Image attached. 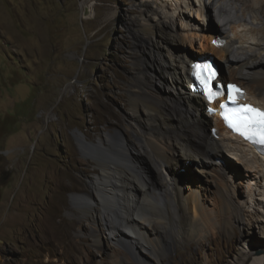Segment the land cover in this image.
Segmentation results:
<instances>
[{"label": "rangeland", "instance_id": "obj_1", "mask_svg": "<svg viewBox=\"0 0 264 264\" xmlns=\"http://www.w3.org/2000/svg\"><path fill=\"white\" fill-rule=\"evenodd\" d=\"M175 3L0 0V264H46L40 244L43 206L50 203L48 211L57 215L55 222L63 229L70 220L67 205L73 188L68 192L49 188L44 172L56 167L80 189L90 168L78 161L82 153L75 132L84 130L90 138H97L109 130L107 125L122 130L130 144L143 152L151 177H163V169L151 153L145 152L144 143L125 127L131 121L130 91L140 81L138 67L146 68L151 58L150 51L137 41V34L145 22L155 20V14L149 15L150 7L155 6L169 21L167 37L173 41L174 31L184 32L183 21L189 18L187 13H180L183 8L187 10L186 5L181 7L180 1V9L175 12ZM203 16L195 12L194 19L205 31L209 24L216 25L220 32L226 30L216 7ZM248 23L252 25L251 19ZM201 35L196 48L186 46L188 54L198 58L211 53L223 70V60L201 50L204 33ZM155 38L159 43L165 40L160 35ZM166 80L172 83L171 77ZM210 125L212 122L208 123L209 131L213 127ZM228 152V158L242 168L243 175L238 178L242 182L236 183L242 220L236 218L229 227L228 231L234 233L222 230L217 223L216 235L204 228L203 234L191 240L185 238L186 229L181 227L177 232L180 239H169L171 233L165 231L170 247L164 264H249L252 247L257 248L254 255L264 258V179H250L246 162ZM189 165L194 166V162ZM250 184L256 190L253 199ZM88 226L83 224L85 230ZM75 232V228L69 231L79 240ZM83 242L88 250L95 249L91 241ZM144 256L146 264H159L151 254L146 252ZM100 258L96 254L87 264H96Z\"/></svg>", "mask_w": 264, "mask_h": 264}, {"label": "bare ground", "instance_id": "obj_2", "mask_svg": "<svg viewBox=\"0 0 264 264\" xmlns=\"http://www.w3.org/2000/svg\"><path fill=\"white\" fill-rule=\"evenodd\" d=\"M175 1L173 10L180 9L181 1L187 10L183 8L180 13L189 15L187 22L183 21L184 32L174 31L176 38L168 39L169 21L151 6L149 15L155 14V20L145 22L137 34V41L150 51L151 58L146 68L138 67L140 81L130 91L131 121L125 127L144 143L145 152L151 153L163 169V177H151L143 152L130 144L122 130L107 125L109 130L97 138H90L84 130L75 132L82 153L78 161L90 165L81 181L83 186L76 189L56 167L42 171L49 188L64 192L73 188L67 205L70 220L63 229L55 222L57 215L48 211L50 203L43 206L40 244L46 264H87L96 254L101 255L96 264H146V252L164 264L170 245L165 231L171 233L169 239H177L181 227L186 229L185 238L191 240L203 234L204 228L216 235L217 223L228 231L236 218L242 220L236 202L242 168L228 158L226 150L246 162L250 179H264V156L231 134L217 114L207 110L204 98L189 89L191 63L196 57L188 54L186 47L196 48L197 39L204 33L201 50L223 60L220 77L243 85L245 101L264 107V0ZM212 7L217 8L226 30L220 32L209 24L205 31L194 19L195 12L204 17ZM157 35L165 40L159 43ZM217 38L224 43L217 45ZM138 51L144 56L142 49ZM210 122L218 129L219 138L208 130ZM193 162L194 166L189 165ZM253 187L249 188L251 199L256 192ZM84 223L89 224L87 230ZM71 228L79 240L72 238ZM85 240L95 249L88 250ZM250 250L249 264H263V256L253 254L257 248Z\"/></svg>", "mask_w": 264, "mask_h": 264}, {"label": "snow or ice", "instance_id": "obj_3", "mask_svg": "<svg viewBox=\"0 0 264 264\" xmlns=\"http://www.w3.org/2000/svg\"><path fill=\"white\" fill-rule=\"evenodd\" d=\"M204 69H207L209 74L199 77L200 83L205 88L207 97L211 101L215 96H218L222 93L214 92L210 86L211 80L214 76V74L211 72L210 66L206 65L204 66ZM235 91L238 95L240 94L239 89H235ZM229 100L231 103L235 104V99L231 95V92L229 93ZM227 106V104H221V108H227ZM237 107L239 108L240 106ZM242 111L243 115L234 117L238 123H233L228 115H225L224 119L229 123V127L239 131L241 135L254 140V142L264 144V112H260L257 109L251 108L249 106H244ZM257 137H259V139H257Z\"/></svg>", "mask_w": 264, "mask_h": 264}, {"label": "clouds", "instance_id": "obj_4", "mask_svg": "<svg viewBox=\"0 0 264 264\" xmlns=\"http://www.w3.org/2000/svg\"><path fill=\"white\" fill-rule=\"evenodd\" d=\"M219 40H222V41H224V39H216L215 40V43L217 44V45H220V44H218L217 43V41H219ZM214 59H216L215 57H214V55H202V56H200V57H198V58H196V60H194L192 63H191V71H190V78H191V83L189 84V89H190V85L191 84H195L196 85V83H195V76H194V74H193V67H194V64L196 63V62H198L199 60H202V61H205V62H210V63H212L213 64V66L215 67V69H216V71L218 72V77H217V79H216V82H215V85H217V82H219V83H221L222 85H224L225 87L227 86V84H229V83H235V84H237V85H240L242 88H243V90L245 91V87L243 86V85H241L240 83H238V82H233V81H226V80H224L223 78H221L220 76H221V73H222V68H221V65H217L216 64V62L214 61ZM217 60V59H216ZM218 61V60H217ZM219 62V61H218ZM220 64V63H219ZM191 72H192V74H191ZM191 90V89H190ZM192 92V91H191ZM192 93H194V92H192ZM194 94H199L201 97H203L204 98V100H205V103L207 104V100L205 99V97H204V94L203 93H201V92H198V93H194ZM245 94H246V91H245ZM245 99H246V96H245ZM249 102H251V101H249ZM252 103V102H251ZM252 104H254V103H252ZM208 106V105H207ZM207 110H208V108H207ZM209 111V110H208ZM216 113H214V114H212V115H215ZM219 118V117H218ZM220 119V118H219ZM221 120V119H220ZM222 121V120H221ZM223 122V121H222ZM223 124H224V122H223ZM224 126H225V124H224ZM226 127V126H225ZM214 127H212L211 128V131H212V129H213ZM227 128V127H226ZM228 129V128H227ZM229 130V129H228ZM213 133V132H212ZM231 134H233L232 132H230ZM214 134V133H213ZM233 135H235V136H237V137H239V138H241L240 136H238V135H236V134H233ZM214 136H218V129H217V134L215 135L214 134ZM242 139V138H241ZM242 140H244V139H242ZM244 141H246V140H244ZM247 142V141H246ZM248 143V142H247ZM249 144V143H248ZM250 145V144H249ZM250 147H252L251 145H250ZM253 148V147H252ZM254 149V148H253ZM258 152V151H257ZM259 154L260 155H262V156H264V153H261V152H259Z\"/></svg>", "mask_w": 264, "mask_h": 264}, {"label": "water", "instance_id": "obj_5", "mask_svg": "<svg viewBox=\"0 0 264 264\" xmlns=\"http://www.w3.org/2000/svg\"><path fill=\"white\" fill-rule=\"evenodd\" d=\"M214 61L216 62V64L219 66L220 64H219V62L216 60V59H214ZM262 250H259V252H261Z\"/></svg>", "mask_w": 264, "mask_h": 264}]
</instances>
